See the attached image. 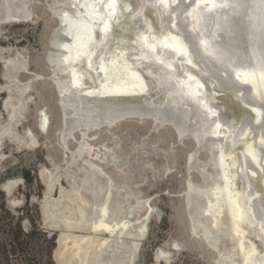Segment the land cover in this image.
<instances>
[{
	"label": "bare ground",
	"instance_id": "6f19581e",
	"mask_svg": "<svg viewBox=\"0 0 264 264\" xmlns=\"http://www.w3.org/2000/svg\"><path fill=\"white\" fill-rule=\"evenodd\" d=\"M119 1L116 6L112 0H45L57 18L49 36L56 52L47 50L45 57L59 96L62 140L79 128L77 149L86 150L87 131L131 119V113L150 114L147 104L164 103L176 111L164 117L176 128L182 111H191L196 132H204L207 156L197 155L195 164L188 163L200 141L190 135L194 146L185 161L188 175L182 193L190 228L217 254V264H264V252L246 238L245 230L256 229L264 240V0H164L167 7L160 0ZM30 2L0 0V19L28 21ZM177 4L179 14L173 11ZM5 60L8 76L21 68L19 58ZM40 76L31 77L18 92ZM161 87L162 96L155 99ZM40 111L38 128L46 132L49 118ZM15 113L10 112V120ZM150 131L157 130L152 126ZM193 172L199 176L196 182ZM41 174L49 192L53 180ZM11 181L3 183L7 195ZM80 196L70 199L77 202ZM54 205L47 200L41 205L50 226L58 222ZM103 223L94 224L93 230H105L108 236H89L85 249L79 235L62 231L55 262L73 264L76 258L75 264H101V249L116 235Z\"/></svg>",
	"mask_w": 264,
	"mask_h": 264
},
{
	"label": "rangeland",
	"instance_id": "374dc122",
	"mask_svg": "<svg viewBox=\"0 0 264 264\" xmlns=\"http://www.w3.org/2000/svg\"><path fill=\"white\" fill-rule=\"evenodd\" d=\"M28 8L32 11L28 21L9 23L0 19V185L12 179L10 195L3 188L0 191L11 200L7 202L10 209L16 214L24 209L37 220L39 228L54 242L52 254L62 231L79 235L83 249L89 236H108L105 230H93L94 224L102 221V227L114 228L116 235L111 238V246L101 249V264H217V254L203 236L192 232L184 207L182 193L188 175L185 161L194 140L178 143L169 128L150 131L151 120L131 118L87 131L85 140L90 150L78 151L79 128L64 143L59 96L45 57L47 50L56 52L49 36L57 18L45 0H33ZM12 57L24 64L20 62L21 68L8 76L5 59ZM36 74L41 76L19 93L17 88ZM149 84L154 86L152 79ZM43 109L49 118L46 132L38 128ZM12 111L16 113L10 120ZM206 156L205 151L198 155L200 159ZM94 168L99 171H92ZM41 172L53 180L49 192ZM192 179L196 182L199 176L193 172ZM73 194H80L81 199L73 202ZM93 196H98V201ZM44 200L56 203L51 206L58 220L55 226L42 218ZM22 223L25 229L30 228L25 217ZM245 230L246 238L264 252V240L256 229ZM131 232H139L141 239Z\"/></svg>",
	"mask_w": 264,
	"mask_h": 264
},
{
	"label": "trees",
	"instance_id": "16d2710c",
	"mask_svg": "<svg viewBox=\"0 0 264 264\" xmlns=\"http://www.w3.org/2000/svg\"><path fill=\"white\" fill-rule=\"evenodd\" d=\"M24 217L29 229L23 226ZM53 246L52 238L39 228L37 220L24 209L21 214L14 213L0 191V264H56Z\"/></svg>",
	"mask_w": 264,
	"mask_h": 264
},
{
	"label": "water",
	"instance_id": "95a60500",
	"mask_svg": "<svg viewBox=\"0 0 264 264\" xmlns=\"http://www.w3.org/2000/svg\"><path fill=\"white\" fill-rule=\"evenodd\" d=\"M112 4L113 5H119L120 1H116V0H112ZM54 12V11H53ZM55 13V12H54ZM56 18V15H54ZM175 45V44H174ZM159 96H162V87L160 89H158L157 93L154 94V98L155 99H159ZM147 104V103H146ZM153 105L147 104V107L150 110V114L148 113H131L128 114V117H132V118H139V120L141 121H147V120H152V126L153 129L155 130H159L160 128L164 127V128H169V130L173 133V135H175L177 137V139L180 142H183L184 140H187L188 137L191 135L192 137H194L195 135L197 137H199L200 141L196 142V146L194 148V152L192 155L189 156L188 158V163H192L195 164L196 163V159H197V155H201V152L204 151V146L203 143L205 141V136L203 135L204 132L202 130L196 132V126H195V122L193 120V114L191 111H182V115H180L179 117V127H175L172 122L166 118L164 119V117H171L170 113L176 114L172 108V111L170 110V107H168L166 104H162L160 105V107H151ZM116 108H121V107H116ZM115 109V107H114ZM179 115H177L178 117ZM196 139V138H195ZM0 188H4V185L1 184ZM10 190H12V187H9ZM8 203L11 202V200L8 199L6 200ZM55 255L54 252L52 254V258L53 260H55Z\"/></svg>",
	"mask_w": 264,
	"mask_h": 264
},
{
	"label": "snow or ice",
	"instance_id": "6c2138e0",
	"mask_svg": "<svg viewBox=\"0 0 264 264\" xmlns=\"http://www.w3.org/2000/svg\"><path fill=\"white\" fill-rule=\"evenodd\" d=\"M174 2H176V0H174ZM161 5H163L164 7H167L168 5L164 2V0H160ZM173 11H176L178 14L180 12V8H179V4H177V7L175 9H173ZM190 14V13H189ZM172 27H175V24L171 25ZM105 27H107V25H105Z\"/></svg>",
	"mask_w": 264,
	"mask_h": 264
}]
</instances>
